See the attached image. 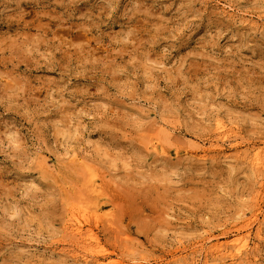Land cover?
Wrapping results in <instances>:
<instances>
[{
  "label": "rangeland",
  "instance_id": "374dc122",
  "mask_svg": "<svg viewBox=\"0 0 264 264\" xmlns=\"http://www.w3.org/2000/svg\"><path fill=\"white\" fill-rule=\"evenodd\" d=\"M261 150L264 0H0V264H264Z\"/></svg>",
  "mask_w": 264,
  "mask_h": 264
},
{
  "label": "bare ground",
  "instance_id": "6f19581e",
  "mask_svg": "<svg viewBox=\"0 0 264 264\" xmlns=\"http://www.w3.org/2000/svg\"><path fill=\"white\" fill-rule=\"evenodd\" d=\"M264 151V150H263ZM262 154H264V152L262 153V150L261 151H257L256 152V159L259 161V159H261L262 160V158H260L261 157V155ZM255 161V160H254ZM261 162V161H260ZM260 162H258V163H260ZM257 163V162H256ZM91 174V173H90ZM87 185H88V190L93 194V195H95V194H97L98 193V191H99V185H98V183H97V180H96V178H95V176L93 175L92 177L90 176V178H89V180H88V182H87ZM86 185V186H87ZM87 198V197H86ZM91 207V206H90ZM78 208V207H77ZM98 208H100V207H97V208H95L92 212H90V210L88 209V207H81V208H79L78 209V211L80 210L82 213H83V215H87L88 216V214H89V212H90V214H91V216L92 217H90L91 219L94 217V215H96L95 217H97V218H95L96 220L98 219V216H99V214H100V212L98 211ZM69 209H71V211H69V222H72L71 223V226H73V228H74V230H75V232H77V233H82V231H83V224H82V221H80L79 220V217L77 216V215H80V214H78V211H77V215H76V213H75V210H76V206L75 205H70V208ZM101 209V208H100ZM79 211V213H81ZM102 211V210H101ZM89 214V215H90ZM80 216H82V215H80ZM86 216V217H87ZM83 217V216H82ZM84 218V217H83ZM89 218V216L87 217V218H85L87 221L89 220L88 219ZM100 218V217H99ZM94 219V218H93ZM99 220V219H98ZM72 228V227H71ZM81 235V234H80ZM83 235V234H82ZM213 247H214V250H216V251H218V252H220V251H222V250H224L225 248V245H223V244H221V242L220 243H216L215 245H213ZM243 252V249L242 248H237L235 251H234V254H233V252H231V254H233L234 256H236V257H238V255L239 254H241Z\"/></svg>",
  "mask_w": 264,
  "mask_h": 264
}]
</instances>
